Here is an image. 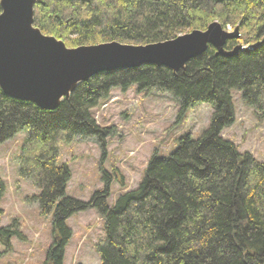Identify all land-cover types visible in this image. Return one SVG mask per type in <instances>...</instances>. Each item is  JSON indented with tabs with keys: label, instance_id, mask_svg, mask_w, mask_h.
I'll return each mask as SVG.
<instances>
[{
	"label": "trees",
	"instance_id": "obj_1",
	"mask_svg": "<svg viewBox=\"0 0 264 264\" xmlns=\"http://www.w3.org/2000/svg\"><path fill=\"white\" fill-rule=\"evenodd\" d=\"M35 26L68 46L119 41H164L219 21L236 26L240 37L224 45L233 55L216 54L210 45L185 69L144 64L100 72L81 83L54 110L5 94L0 89V143L24 129L18 156L22 178L39 190L30 198L43 215L53 214V242L44 264H63L72 237L67 220L96 209L105 236L97 245L102 264H264V162L223 136L236 120L232 90L264 118V0H37ZM159 89L179 102V120L199 103L214 106L199 138H179L166 157L154 154L136 188L122 192L110 206L112 175L90 200L66 195L71 171L59 163V144L77 137L96 138L105 147L112 127H102L94 109L114 89ZM178 120V121H179ZM6 186L0 178V202ZM4 210L0 205V219ZM24 239L20 222L0 227V243Z\"/></svg>",
	"mask_w": 264,
	"mask_h": 264
},
{
	"label": "rangeland",
	"instance_id": "obj_2",
	"mask_svg": "<svg viewBox=\"0 0 264 264\" xmlns=\"http://www.w3.org/2000/svg\"><path fill=\"white\" fill-rule=\"evenodd\" d=\"M247 45L241 44L243 49ZM232 97L236 120L222 134L241 152H250L264 162V118L260 119L244 103L239 90L233 89ZM179 110L180 104L173 95L157 88L141 92L134 85L127 91L112 90L109 98L93 111L102 127L113 129L105 147L96 138L83 137L59 144V163H66L71 171L66 195L88 201L102 190L105 182L101 165L112 175L110 206L122 192L136 188L154 154L168 156L186 133L196 139L202 135L210 124L214 106L210 102L196 104L182 120L178 118ZM27 135L28 129H24L0 143V178L6 186L0 202L4 210L0 227L17 219L24 237H13L9 251L0 243V264H44L53 242V214L43 215L39 205L30 201L39 190L18 170V156ZM67 225L72 237L66 245L63 264H102L97 250L105 236L102 215L94 208L79 211L68 218Z\"/></svg>",
	"mask_w": 264,
	"mask_h": 264
},
{
	"label": "water",
	"instance_id": "obj_3",
	"mask_svg": "<svg viewBox=\"0 0 264 264\" xmlns=\"http://www.w3.org/2000/svg\"><path fill=\"white\" fill-rule=\"evenodd\" d=\"M37 0H0V89L14 98L54 110L83 82L103 72L144 64L185 69L210 45L216 54L233 55L224 45L239 38V28L228 31L219 21L175 38L146 44L109 41L69 47L64 40L35 26Z\"/></svg>",
	"mask_w": 264,
	"mask_h": 264
}]
</instances>
